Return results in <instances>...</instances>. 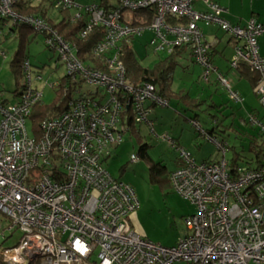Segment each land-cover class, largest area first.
<instances>
[{"label":"built area","instance_id":"built-area-1","mask_svg":"<svg viewBox=\"0 0 264 264\" xmlns=\"http://www.w3.org/2000/svg\"><path fill=\"white\" fill-rule=\"evenodd\" d=\"M21 0H0V18L23 24L44 36V45L57 53L72 84L95 87L93 97L69 102V110L41 123V136H30L27 121L43 93L35 85L29 58L22 61L23 84L13 104L0 100V214L7 219L4 231L20 233L18 242L0 251L5 264H264V163L257 169L239 167L232 173L225 160L226 146L206 134L197 121L192 126L216 144L222 159L196 162L182 147L171 142L180 165L169 176L173 190L194 206L185 219L188 232L177 244L164 247L139 236L130 217L139 209L132 187L115 179L103 166L110 149L120 145L132 126L153 129L147 104L167 106L149 83L134 86L126 79L120 62L123 45L144 31L153 38L155 54H169L189 45L201 70V81L215 74L230 99L241 102L210 60L211 46L205 42L199 23L217 26L238 43L230 69L246 65L257 74L255 95L264 110V58L258 38L264 25L251 18L244 26L233 25L222 15L226 10L213 1L201 0L205 11L194 9L195 0H119L106 9L91 5L84 9L74 0H51L52 6L77 13L71 21L84 22L80 38L95 28L103 36L92 48L102 58L105 70L77 55L74 44L64 40L44 18L19 15L14 6ZM41 1V0H34ZM155 8L146 25L145 14ZM177 17L184 24L168 23ZM5 57L4 53L0 54ZM54 89L59 81H45ZM130 110L129 119L123 109ZM249 124L264 138V123L253 113ZM132 163L139 157L132 154ZM37 169L34 177L30 172ZM30 180V181H29ZM96 255V259L93 256Z\"/></svg>","mask_w":264,"mask_h":264},{"label":"rangeland","instance_id":"rangeland-1","mask_svg":"<svg viewBox=\"0 0 264 264\" xmlns=\"http://www.w3.org/2000/svg\"><path fill=\"white\" fill-rule=\"evenodd\" d=\"M217 1L228 10L229 13L228 15L226 13L225 17L228 20L234 16L237 21L239 14L247 13V10L243 9L241 0ZM107 3L112 7L119 6V0H74V4L82 9L93 4L102 6ZM202 6L203 4L197 3L194 8L201 10ZM66 13L74 15L77 10L72 9ZM62 16L59 9L53 6L46 8V20L57 22ZM9 25H11L10 21L5 24L0 22V54H5V57L0 55V100L13 104L17 100L16 95L24 79L22 74L15 77L10 69V62L19 48V39L16 35L10 34ZM208 29L210 32H205L206 39L211 42L217 38L220 42L217 49L223 54V58L215 56L214 63L231 90L239 94L241 102L232 101L227 90L216 83L214 75L208 83L201 82L199 80L201 68L190 60L187 52L182 53L177 59L172 89L174 92L180 91L191 98L205 101L200 111H196L198 116L195 119L203 130L211 131L217 122H222L225 126L230 125L229 128H224L226 130L224 133L216 129L211 135L216 141L227 143L225 155L227 162L231 160L235 150L240 155L239 164L244 166L247 165L246 160L250 157L247 150L250 136H255L258 132L256 127L247 124L249 115L259 114L258 117L264 120V110L259 105L249 81L246 78H239L236 70L229 68V62L235 53L232 47L227 45L230 37L217 26L210 25ZM152 38L153 34L150 31H144L141 36L135 37L132 44L137 61L145 68H152L159 58L165 56L163 53H154V48L150 45ZM23 49L32 66L33 77L37 72L42 76V81L33 85L43 93L42 103L53 104L57 98L55 89L46 87L45 81H55L67 75L65 66L58 61L57 53L45 47L44 36L41 34H37L31 42L25 43ZM74 88L70 93L72 99L89 98L91 96L89 92L93 93L95 89L83 82L76 84ZM213 105L221 107H211ZM215 114L216 121L211 120V116ZM193 118L194 114L185 112L184 106L179 102L170 101L168 106L156 105L150 110L149 116L154 124L153 129L145 124L140 125L138 128L140 142H137L135 135L128 133L120 145L111 147L110 156L103 162V166L115 179L133 188L139 201L140 207L132 216L131 228L142 238L164 247L174 246L188 232L185 219L194 213V206L173 190L167 177L160 182H153L149 176L148 164L141 159L137 163H132L130 157L132 154L137 155L139 144L146 143L150 146L148 155L151 160L156 163L161 162L171 172L175 169V160L178 158V153L171 142L177 141L176 143L179 142L180 145L178 147L184 148L196 162L220 161L221 151L215 143L208 141L192 126ZM26 127L29 135L32 136L30 121L27 122ZM9 235L12 236L7 238ZM19 236L18 231L12 234L0 233V251L13 247ZM93 259H96V255Z\"/></svg>","mask_w":264,"mask_h":264},{"label":"trees","instance_id":"trees-1","mask_svg":"<svg viewBox=\"0 0 264 264\" xmlns=\"http://www.w3.org/2000/svg\"><path fill=\"white\" fill-rule=\"evenodd\" d=\"M43 2L45 4H47L46 7H44ZM102 6L106 9L113 8L108 3L105 5H102ZM47 7H52V1L51 0H41L37 3L33 2L32 0H21L18 4H16L14 6L13 10L16 14H19V15H33L36 17L45 18L46 17V11L45 10ZM59 11L61 14H63L60 21L52 22L50 19H47V21L51 24L53 29L64 40H66L67 42L74 44L76 46L77 55L80 58L94 62L97 69L104 71L105 66L103 65L102 58H97V57L93 56V54H92L93 46L97 42H99L103 36V30L101 28H95L85 38H80L79 34L83 28L84 22L81 20L71 21L70 15H68V13H66L67 10L59 9ZM139 14H141V15L145 14V16H146V23L145 24L148 25L152 21L154 15H155V8L149 7L147 9H145L144 11L137 12L135 15L139 16ZM167 21L171 25L184 24L185 23V20H183L181 18H177V17L167 18ZM0 22L2 24H5L7 22V19L0 18ZM9 28H10L9 31L12 34L16 35L19 39V48H18L17 52L15 53L13 60L10 62V69L13 71L14 76L18 77V75L22 74L21 70H20V64L22 63L23 60L28 58V56L24 52L23 46L25 43L31 42L37 34L30 27L23 25V24H19V23L14 24V25L11 24V25H9ZM229 37H230L229 41L234 39L230 35H229ZM133 40L131 41L130 44L122 46V51L120 52V58H119L120 62L124 65L127 81L134 86H139V85H142L143 83L151 84L154 87L155 93L158 96H160L161 98L166 100L167 103H169L170 101H176V102L181 103L184 106L185 112L189 111L192 114H194V118L191 119V121L192 120L196 121L195 119L198 116L196 111H200V109L204 105L205 101L195 99V98H191L188 94L180 92V91L174 92L172 89L173 73H174L175 68L178 64V61H177L178 57L181 56L182 53L187 49V51H189L188 52L189 55L191 56V61L194 62L189 45H184L181 47H175L171 53L165 55L163 58H159V60L153 65L152 68H145L136 59V55H135L133 48H132ZM210 60H211V51H210ZM211 62H212V60H211ZM216 70L218 73H220L217 68H216ZM233 70H236V72L239 75V78H246L249 81L252 89L255 90L256 83H257V74L255 72L251 71L246 65H243V64H240L236 69H233ZM201 73H202V70H201ZM213 75L216 78V83L220 84L217 81L216 75L215 74H213ZM200 77H201V75H200ZM210 79H211V77H210ZM210 79H209V81H210ZM199 80L201 81L200 78H199ZM57 81H59V84L57 87L54 88L57 98L53 102V104L45 105L42 102H39L36 105H34L31 109V113L29 115L28 121L31 122V127H32L31 128V132H32L31 135L33 137L39 138L41 136L40 126L44 120L53 119V118H56V117L62 115L63 113H65L69 110V102H71V101L74 102V101H77V100L84 98V97H79L77 99L71 98L70 93H71L72 89H75L74 88L75 84L70 83L67 75L58 78ZM201 82H203V81H201ZM208 82H205V83H208ZM21 88H22V86H21ZM21 88H20V90H21ZM224 89H226V88H224ZM20 90H19V93H20ZM19 93H17V96L19 95ZM89 93L91 95L90 97H93L96 94L95 91L93 93H91V92H89ZM147 105H148L150 110L154 106H156V104H147ZM214 106L215 105H213L211 107H214ZM215 107L217 108V107H221V106L216 105ZM123 113L126 114L128 116V119H129L130 110H126L125 106L123 109ZM216 118H217L216 114L211 116V120L216 121ZM128 123L131 127L129 134L135 135L137 142L139 143L140 142V136L138 133L139 126H132L130 124V121ZM247 124H249V122ZM229 126L230 125L225 126L222 122H219V123L217 122L216 126L211 131H205V130H203V131L206 134H209L210 136H212L211 134L216 129L219 130L220 132L224 133L226 131V130H224V128H229ZM251 127H254V126H251ZM250 137H251V140L248 142V149H247L248 153L250 154V157L247 158V160H246L247 165L243 166V165L239 164L240 155H239V153L235 152V150H233V156H232L231 160L228 161V166L230 167V170L232 173H235L236 169L239 167H244L245 169L249 170V169H257L258 167L263 165V163H264V138L260 134L259 130L255 136H250ZM236 138H239V137H236ZM174 144H176V142H174ZM149 148H150V146L146 143L139 144L137 156L139 157V159L145 161L148 164V171H149L150 179L153 182H160L167 177V181L170 183L169 176H170L171 172H169L166 169V167L161 164V162L156 163V162L151 160L150 156L148 155V149ZM203 162H209V161H203ZM175 164H176V166L180 165L178 158L175 160ZM36 174H38L37 169L30 172V175L32 177H34ZM0 264H5L3 262L1 256H0ZM32 264H39V260H34V262Z\"/></svg>","mask_w":264,"mask_h":264},{"label":"crops","instance_id":"crops-1","mask_svg":"<svg viewBox=\"0 0 264 264\" xmlns=\"http://www.w3.org/2000/svg\"><path fill=\"white\" fill-rule=\"evenodd\" d=\"M208 1H213L214 2V0H208ZM215 2L216 3H218L219 5H220V3L217 1V0H215ZM241 2H242V4H243V9L244 10H247V13L246 14H244V15H246V16H244V15H242V14H239V16H238V18H236L237 19V21H235V18H234V16H230L231 18L228 20L227 18H225L226 17V13H227V15H228V10L227 9H225L226 10V12L222 15V17L226 20V21H228L230 24H233V25H239V26H244L245 25V23L248 21V20H250L251 18H254V19H256L258 22H260L262 25H264V0H241ZM35 3H37V2H35ZM44 3V2H43ZM197 3H201V5L203 4V2L201 1V0H195V2H194V6H195V4H197ZM44 5V7H46L47 6V4H43ZM221 6V5H220ZM203 8L201 9V10H197V9H195V10H197V11H205V6H204V4H203V6H202ZM222 7V6H221ZM46 11V10H45ZM242 15V16H241ZM234 18V19H233ZM230 20H233V21H235V22H232V21H230ZM199 25V27L201 28V30H202V32H203V35H204V40H205V42H207V43H209V45L211 46V60H212V62L214 63V57L216 56L217 57V55L218 56H220V57H222L223 58V54H221V53H219V51H218V49H217V47H218V45L220 44V42H219V40H217V38H215L214 39V41H211V42H209L207 39H206V36H205V32L206 33H209L210 32V30L208 29L210 26H206V25H204L203 23H199L198 24ZM10 32V31H9ZM223 32V31H222ZM10 34H12L11 32H10ZM226 34V33H225ZM229 36V35H228ZM230 39V38H229ZM237 41L236 40H234V39H232L231 41H227V45H230L231 47H232V49H233V52H234V48H235V46L237 45ZM258 51H259V55L261 56V57H263L264 58V35H262L261 37H259L258 38ZM184 52H189V51H187V49L184 51ZM183 52V53H184ZM188 56H189V58H190V60H191V56L189 55V53H188ZM214 66L218 69V67L215 65V63H214ZM230 68V67H229ZM218 71H219V69H218ZM256 96V95H255ZM16 97H17V95H16ZM257 115V117L259 116V114H256ZM258 119L260 120V121H263L262 123H264V120H261L259 117H258ZM175 142H177V141H175ZM179 143V142H178ZM178 143H176L175 145L176 146H180V145H178ZM172 145V144H171ZM176 165V164H175ZM178 166H176L175 167V169L177 168ZM174 169V170H175ZM173 170V171H174ZM172 172V171H171ZM133 216V215H132ZM130 217V219H129V221H130V223H131V220L133 219V217ZM131 225V224H130ZM6 227H7V219L5 218V217H3L1 214H0V233H2V234H4V231H5V229H6ZM10 234H12V233H10ZM12 235H9L7 238H9V237H11ZM19 239V238H18ZM18 242V241H17Z\"/></svg>","mask_w":264,"mask_h":264},{"label":"clouds","instance_id":"clouds-1","mask_svg":"<svg viewBox=\"0 0 264 264\" xmlns=\"http://www.w3.org/2000/svg\"><path fill=\"white\" fill-rule=\"evenodd\" d=\"M33 2H39V1H34V0H32ZM45 19V18H44ZM7 22H8V20H7ZM106 264H108V262H106Z\"/></svg>","mask_w":264,"mask_h":264}]
</instances>
